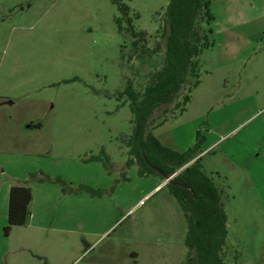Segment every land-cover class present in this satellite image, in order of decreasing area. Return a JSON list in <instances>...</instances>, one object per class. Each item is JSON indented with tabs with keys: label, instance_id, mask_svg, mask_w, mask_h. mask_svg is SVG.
I'll list each match as a JSON object with an SVG mask.
<instances>
[{
	"label": "rangeland",
	"instance_id": "1",
	"mask_svg": "<svg viewBox=\"0 0 264 264\" xmlns=\"http://www.w3.org/2000/svg\"><path fill=\"white\" fill-rule=\"evenodd\" d=\"M211 1L214 44L199 57V85L183 112H170L151 131L180 152L194 145L196 132L205 138L202 150L209 149L198 158L225 214L220 257L224 264H264V142L253 131L264 109L233 131L264 108V36L247 37L264 29V17L231 27L232 17L253 18L255 10ZM169 3L0 0V264H184L193 256L186 219L165 181L126 166L131 148L122 140L134 134L132 115L126 97L116 99L128 85L144 89L162 67ZM129 24L143 33L141 44ZM157 44L154 55L130 59L134 47L151 51ZM25 181L30 218L5 236L3 183ZM84 187L112 192L94 199Z\"/></svg>",
	"mask_w": 264,
	"mask_h": 264
},
{
	"label": "trees",
	"instance_id": "2",
	"mask_svg": "<svg viewBox=\"0 0 264 264\" xmlns=\"http://www.w3.org/2000/svg\"><path fill=\"white\" fill-rule=\"evenodd\" d=\"M121 10L126 12L127 9L123 7ZM213 21L210 0H170L165 13L162 67L149 76L144 89L136 91L132 85H128L123 92L116 94L117 100L126 97L132 115L130 123L134 134L130 140H122L131 148L129 155L132 159L126 166L137 165L140 177L158 175L162 181L171 178L166 187L184 214L188 225L185 246L191 255L193 253L184 264H224L220 257L226 235L221 197L212 179L203 172L200 165L201 157L198 156L203 152L205 138L199 132H196L194 145L180 152L163 146L151 130L166 122L170 112H183L189 103L192 90L200 82L199 57L214 44L210 29ZM116 24L122 32L121 22L117 20ZM129 30L135 39L134 44H141L139 37L144 36L143 33L133 32L130 24ZM140 48L134 47L130 59H141L139 56H151L161 50L160 44L151 51ZM179 97L182 100L176 102ZM170 106H173L172 110ZM156 112H160L158 121L153 120ZM107 159L103 160L106 168ZM151 167L157 168L160 173ZM36 180L40 183L47 181L44 178ZM82 190L96 199L112 192V189L95 190L88 187ZM32 198L28 181L11 187L5 236L9 235L11 229L27 225Z\"/></svg>",
	"mask_w": 264,
	"mask_h": 264
},
{
	"label": "crops",
	"instance_id": "3",
	"mask_svg": "<svg viewBox=\"0 0 264 264\" xmlns=\"http://www.w3.org/2000/svg\"><path fill=\"white\" fill-rule=\"evenodd\" d=\"M235 2H236L237 4H239L240 6H242L244 9H254L255 12H256V14L253 16V18H251L249 15H246V16L242 15V17L239 18V19H236L235 16L232 17L231 20H230V23H229V24H231V27H233V26L239 27V26H243V25H245V24H246V26H248V25H251V24H252V23H250L251 21H252V22H254V21H255V22H258V21L260 20V19L258 18L259 16H263V17H264V0H235ZM247 4H248V5H247ZM211 6H212V1L210 0V8H211ZM250 30H251V31H249L247 37H255V36L257 37V36L260 35V33H261V35L264 36V29H258V30H257L256 28H252V29H250ZM235 31H236L235 29H232L230 32H235ZM239 88H241V87L239 86ZM245 99H247V98H245ZM257 101H258V100H256V101L253 103V105L256 106V107H257V106H260V105H258ZM247 102H249V104H251L250 101H249L248 99H247ZM263 109H264V108H261V107H259V108H254V111L251 112V113L248 115L249 118H248L247 120H245V121L243 120L241 124L239 123V125L236 126V127L233 129V131H235L236 129H238V127L242 126L246 121L252 120V119H253L255 116H257V115H258ZM257 127H259V128H257V129L254 128L253 131H255V130L260 131V134L258 135V139H261V141L264 142V119H263V121L260 122V124H258ZM30 128H35V129H37V124H35V123H31V124H30ZM257 131H256V132H257ZM218 142H219V141H218ZM210 147H211V146H210ZM208 149H209V147H207V148L203 151V153L206 152ZM260 151H261V153H259L258 156H259L260 154L264 155V149H263L262 147L260 148ZM164 183H165V182H164ZM159 185H161V184H159ZM12 186H13L12 183H11V184H7V185H6L5 182L3 183V188H4V189L6 188L7 192H9V190H10V188H11ZM165 186H166V183H165ZM94 199H96V198H94ZM110 228H111V227H107V229L104 230L103 233L101 234V237H100V238H102L105 234H107V233L109 232ZM129 256L135 258L137 255H135L134 252H129ZM39 259H40V257H39ZM45 262H46V259H45Z\"/></svg>",
	"mask_w": 264,
	"mask_h": 264
},
{
	"label": "water",
	"instance_id": "4",
	"mask_svg": "<svg viewBox=\"0 0 264 264\" xmlns=\"http://www.w3.org/2000/svg\"><path fill=\"white\" fill-rule=\"evenodd\" d=\"M155 172H158V173H160L159 171H158V169L157 168H155V167H151ZM167 180V179H166ZM170 181V179L168 180V182ZM174 185H179V184H174ZM182 188H186L185 186H182V185H180Z\"/></svg>",
	"mask_w": 264,
	"mask_h": 264
},
{
	"label": "built area",
	"instance_id": "5",
	"mask_svg": "<svg viewBox=\"0 0 264 264\" xmlns=\"http://www.w3.org/2000/svg\"><path fill=\"white\" fill-rule=\"evenodd\" d=\"M170 179H171V178H170ZM168 180H169V179L165 180V183H167V182H168Z\"/></svg>",
	"mask_w": 264,
	"mask_h": 264
}]
</instances>
